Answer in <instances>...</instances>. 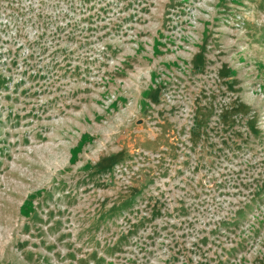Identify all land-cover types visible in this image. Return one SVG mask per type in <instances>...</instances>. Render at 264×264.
<instances>
[{
  "label": "rangeland",
  "instance_id": "rangeland-1",
  "mask_svg": "<svg viewBox=\"0 0 264 264\" xmlns=\"http://www.w3.org/2000/svg\"><path fill=\"white\" fill-rule=\"evenodd\" d=\"M0 264H264V0H0Z\"/></svg>",
  "mask_w": 264,
  "mask_h": 264
}]
</instances>
